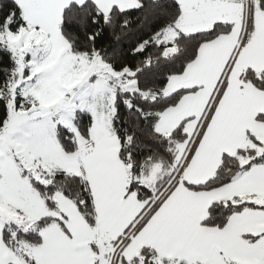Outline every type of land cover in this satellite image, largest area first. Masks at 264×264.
Segmentation results:
<instances>
[{
  "label": "snow or ice",
  "instance_id": "snow-or-ice-1",
  "mask_svg": "<svg viewBox=\"0 0 264 264\" xmlns=\"http://www.w3.org/2000/svg\"><path fill=\"white\" fill-rule=\"evenodd\" d=\"M0 264H264V0H0Z\"/></svg>",
  "mask_w": 264,
  "mask_h": 264
}]
</instances>
